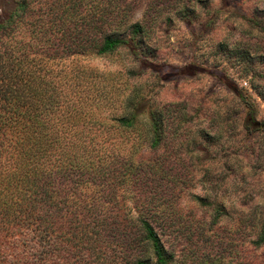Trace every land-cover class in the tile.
Here are the masks:
<instances>
[{
  "label": "rangeland",
  "instance_id": "374dc122",
  "mask_svg": "<svg viewBox=\"0 0 264 264\" xmlns=\"http://www.w3.org/2000/svg\"><path fill=\"white\" fill-rule=\"evenodd\" d=\"M29 1L38 28L50 8ZM12 3L0 0V14ZM146 4L132 10L148 31L135 51L48 56V86L78 110L86 143L92 137L106 161L135 171L116 178L118 212L155 214L168 264H264V242H255L264 221V30L246 18L264 19V0ZM133 113L134 127L120 128L115 118Z\"/></svg>",
  "mask_w": 264,
  "mask_h": 264
},
{
  "label": "trees",
  "instance_id": "16d2710c",
  "mask_svg": "<svg viewBox=\"0 0 264 264\" xmlns=\"http://www.w3.org/2000/svg\"><path fill=\"white\" fill-rule=\"evenodd\" d=\"M146 1L157 10L178 2ZM12 2L0 14V264H168L173 252L155 214L118 212L116 178L135 171L106 161L92 137L85 142L78 110L70 111L43 71L48 56L64 52L135 51L148 32L146 21L132 15L140 0H46L50 11L38 28L27 18L30 1ZM246 18L264 30V19ZM115 120L130 129L136 115ZM151 123L156 146L157 122ZM255 242H264V221Z\"/></svg>",
  "mask_w": 264,
  "mask_h": 264
}]
</instances>
